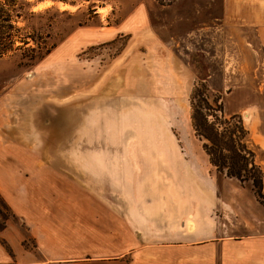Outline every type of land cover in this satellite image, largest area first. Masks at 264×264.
<instances>
[{"label": "rangeland", "instance_id": "obj_1", "mask_svg": "<svg viewBox=\"0 0 264 264\" xmlns=\"http://www.w3.org/2000/svg\"><path fill=\"white\" fill-rule=\"evenodd\" d=\"M20 1L40 12L18 24L20 35L56 47L34 63L0 57V166L24 143L47 155L43 165L49 154L76 155V173L44 168L35 197L16 209L0 194V238L9 236L0 264H182V226L162 214L182 198L221 197L214 181L228 179L192 129L195 88L211 114L222 103L226 118L241 116L264 192V32L251 25L249 0ZM236 85L247 93L229 95ZM34 125L42 140L19 141ZM20 191L7 189L14 200ZM121 211L137 215L139 236Z\"/></svg>", "mask_w": 264, "mask_h": 264}, {"label": "crops", "instance_id": "obj_2", "mask_svg": "<svg viewBox=\"0 0 264 264\" xmlns=\"http://www.w3.org/2000/svg\"><path fill=\"white\" fill-rule=\"evenodd\" d=\"M257 1L258 4H255L254 1L249 0L248 4L245 5L248 7L247 12L251 25H258L259 28L262 26L260 32L263 34L264 0ZM253 12L257 13L256 17H254ZM245 91L247 90L244 87L242 88V85H236L231 87L228 94L234 95L238 92V94L243 95L247 93ZM34 122L36 123L37 119ZM36 125L25 128L26 131L31 132L23 133L20 130L18 133L19 141L42 140V136H39L36 131ZM25 146L24 143H20L18 149L10 148L12 152L11 157L8 158L9 161H5L2 168L0 166V194L12 209H16L17 205H21L23 197H35L33 188L41 180V172L44 168H48L53 172L54 170H60L66 172L68 176L76 173V155L65 152L62 156L54 155L57 157L56 160H51L53 155L49 154L50 165H43L42 158L47 155H44L41 149H30ZM82 156H89V154H83ZM99 156H106V152L99 154ZM59 157L62 159L67 157L66 162L63 163L64 159L62 162ZM79 166L83 167L81 164ZM228 180L231 179H224L220 184L214 181V185H218V189L222 185L221 197L207 192L204 195L194 197L192 200L182 198L181 202L178 203L180 207L174 210V212L177 211L176 213L173 212L172 216L162 214L164 223L169 219L172 222L179 221V225L182 226V253L184 254L182 255V264H203L202 255L199 254L203 253L204 250L215 253V257H218V264H264V208L256 201L250 189L233 186V182ZM16 187H20V193L22 194L16 198L17 200H14L8 195L7 189ZM18 210L17 208V212ZM18 214L22 215L21 213ZM119 215L122 221L125 220L126 223L130 221L132 225L137 220V215L131 212L121 211ZM154 215L157 214H153L151 217H154ZM36 221H38V216L35 214L29 220L30 224L33 222L34 228L36 226L34 222ZM135 225L137 226V223L130 229L135 236H139ZM165 230L169 233L172 231L169 227ZM2 238L9 242L7 229L3 232ZM2 238H0V241L3 240ZM188 253H193L194 256L186 255ZM125 254L119 255V257ZM7 256H9L8 252L0 243V263L5 262ZM104 257L106 256L94 259L100 260ZM45 263L41 262V264Z\"/></svg>", "mask_w": 264, "mask_h": 264}, {"label": "trees", "instance_id": "obj_3", "mask_svg": "<svg viewBox=\"0 0 264 264\" xmlns=\"http://www.w3.org/2000/svg\"><path fill=\"white\" fill-rule=\"evenodd\" d=\"M30 8L31 4L25 1L0 0V57L20 52L22 58L34 63L50 54L56 47V42H41L30 33L26 36L20 35L18 24L28 21V17L40 14L32 12ZM90 11L94 13L95 9L90 8ZM16 42L19 46H15ZM203 95L205 94L199 89H194L191 101L198 98L199 105L191 103V120L192 129L203 142L202 149L210 165L226 178L237 181L241 187L249 188L256 201L264 208L263 173L255 162L254 153L245 143L249 130L239 114L226 118L222 103L219 114H211L212 108L202 98Z\"/></svg>", "mask_w": 264, "mask_h": 264}, {"label": "bare ground", "instance_id": "obj_4", "mask_svg": "<svg viewBox=\"0 0 264 264\" xmlns=\"http://www.w3.org/2000/svg\"><path fill=\"white\" fill-rule=\"evenodd\" d=\"M62 8L66 9V5H61ZM42 8V7H41ZM40 9V8H39ZM100 10V9H99ZM245 114V113H244ZM248 118V117H247Z\"/></svg>", "mask_w": 264, "mask_h": 264}]
</instances>
